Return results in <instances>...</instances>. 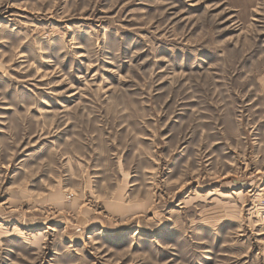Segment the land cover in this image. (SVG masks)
<instances>
[{
	"label": "rangeland",
	"instance_id": "1",
	"mask_svg": "<svg viewBox=\"0 0 264 264\" xmlns=\"http://www.w3.org/2000/svg\"><path fill=\"white\" fill-rule=\"evenodd\" d=\"M0 264H264V0H0Z\"/></svg>",
	"mask_w": 264,
	"mask_h": 264
}]
</instances>
